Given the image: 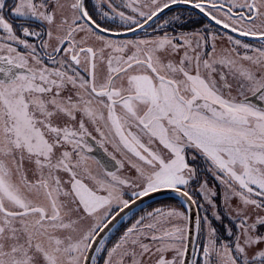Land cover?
<instances>
[{"label":"snow or ice","instance_id":"6c2138e0","mask_svg":"<svg viewBox=\"0 0 264 264\" xmlns=\"http://www.w3.org/2000/svg\"><path fill=\"white\" fill-rule=\"evenodd\" d=\"M0 264H264V0H0Z\"/></svg>","mask_w":264,"mask_h":264},{"label":"water","instance_id":"95a60500","mask_svg":"<svg viewBox=\"0 0 264 264\" xmlns=\"http://www.w3.org/2000/svg\"><path fill=\"white\" fill-rule=\"evenodd\" d=\"M158 199H163V197H158Z\"/></svg>","mask_w":264,"mask_h":264}]
</instances>
